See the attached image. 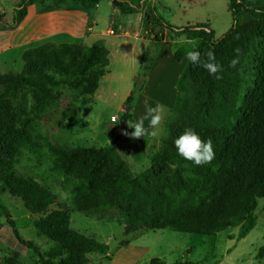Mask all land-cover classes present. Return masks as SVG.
<instances>
[{"label": "trees", "instance_id": "trees-1", "mask_svg": "<svg viewBox=\"0 0 264 264\" xmlns=\"http://www.w3.org/2000/svg\"><path fill=\"white\" fill-rule=\"evenodd\" d=\"M36 1L25 0L14 9V26ZM102 1L105 0H73L85 9ZM147 1L113 0V4L121 12L133 14L141 13ZM228 8L235 24L216 40L214 31L204 24L182 28L170 25L150 3L149 23L153 22L157 30L153 43L180 36L200 40L194 50L205 62L209 52L214 54L221 66L217 73L220 78L190 62L184 73L190 92L181 94L165 123L162 146L151 153L150 168L140 175L133 173L122 157L126 151L116 141L102 149L60 148L46 142L52 169L76 180L72 190L74 210L98 214L101 219L107 217L105 213H117L126 219L127 234L170 229L211 236L238 227L236 238L241 240L255 228L258 202L264 199V45L255 52L254 42L264 34V7L254 6L249 0H230ZM241 9L249 13V21H238ZM143 56L147 60L149 50ZM234 59L238 61L235 66L231 63ZM23 62L22 72L0 75V139L10 142L16 150L26 148L40 155L41 143L16 121L6 119L3 112H15L28 121L52 119L54 114L49 110L56 105L63 88L77 87L82 80L83 94L96 93L108 71L109 52L101 45L46 43L27 50ZM148 62L142 80L135 81L125 103L122 121L126 125V121H135L132 109L152 60ZM186 128L212 141L215 155L211 162L197 166L177 154L174 141ZM0 180L32 214L44 215L34 225L55 243L49 252L23 238L15 221L7 216L14 237L34 251L40 264H88L89 254H108V245L70 227L68 209L48 213L58 200L49 189L10 175H1ZM149 264L167 263L154 258Z\"/></svg>", "mask_w": 264, "mask_h": 264}, {"label": "rangeland", "instance_id": "rangeland-1", "mask_svg": "<svg viewBox=\"0 0 264 264\" xmlns=\"http://www.w3.org/2000/svg\"><path fill=\"white\" fill-rule=\"evenodd\" d=\"M71 1L65 0L64 4L56 3L55 0L40 2L28 12L30 4L24 19L18 25L14 26L13 23L0 24V48L11 45L21 40L22 37L30 38L32 34L42 33V27L48 28V23L36 27L35 23L32 28V21L40 22L38 17L44 13H58ZM229 1L151 0V4L155 5L157 12L170 25L182 28L188 25L204 24L214 31L215 39L218 40L228 33L235 24L232 13L228 8ZM249 1L254 6L264 7V0ZM48 5H51V7H48ZM108 5L109 0L101 2V11L104 10L102 12L105 21L108 18ZM1 12L0 9V15ZM141 13H143L142 18L147 25V35L151 37L157 30L154 28L153 22L149 23L150 6H147ZM58 17V19L52 20L51 26L66 28L68 24L66 18ZM250 18L249 13L244 9L240 10L239 22H247ZM102 28H106L104 22L97 27L98 30ZM118 34L119 31L117 30H114L113 34L110 33L112 36ZM200 42V40H193L195 45L173 43L169 44L170 46L164 45L162 49L164 52L167 50L174 53L178 63L185 64V62H188V66H190V62L186 59V52L194 50ZM151 43L146 49V51L149 50V56L146 60L144 56L142 59L139 58V53L146 46V42L128 38L123 40V44L113 49L110 56V65L107 68L108 73L105 78L101 79L100 88L96 94L89 96L83 94L81 87H83L84 82L82 80H79L77 87L63 88L56 105L49 110L50 113L54 114L52 119L28 121L15 112H3L6 119L9 121L14 120L19 126H23L33 138L41 143L42 147L41 154L35 155L26 148L16 150L10 142L0 139V178L1 175H10L18 180H33L42 187L49 189L58 197V200L48 213L61 208L68 209L71 216L70 227L74 231L108 245L109 252L107 255L89 254L88 264H149V261L154 258L161 259L167 264L181 261H189L193 264H264V199L258 202L255 228L251 230L246 238L241 240L236 238L238 227L228 228L211 236L182 233L170 229L156 231L143 229L127 234L125 230L126 219L117 213H105L107 217L101 219L98 214H87L74 210L72 190L76 180L52 169V157L46 142L60 148L87 147L102 149L116 141L120 149L127 150L126 141L130 137L123 134L117 136L116 133L120 132L119 129L127 126L122 121L125 105L123 109L121 107L123 95L130 83L129 79H126L129 76L128 69L133 66L137 72L135 81L142 80L143 72L149 64L148 59L150 62L151 60L154 61L160 46V43ZM133 44L135 45L132 52ZM98 45L103 46L102 44ZM263 45L264 34L254 42L255 52L257 49L261 51ZM7 55L17 59L19 49H13ZM125 59H128L126 64H124ZM17 66V64H14L16 70L22 72L23 67ZM87 72L92 71L90 69ZM144 80L146 82V78ZM2 88L3 85L0 84V89ZM252 88L250 91H252ZM190 89L191 86L189 83H185L183 74L179 83L180 93L177 103L181 94L190 92ZM140 93L141 91L136 95L134 107ZM141 106L144 110L145 105L142 104ZM165 106L166 116L158 136L151 139L153 141L149 144L151 153L156 152L162 146L165 136V123L174 110L169 114V107ZM115 117L117 118L115 119ZM140 139L148 147V137L146 139L141 137ZM122 157L124 158V155ZM129 162L135 175H140L149 169L151 163L147 161L146 164L144 161L138 160ZM8 215L15 221L20 235L26 240L35 242L42 251L49 252L55 247V243L40 234L34 225L35 221L43 218L44 215L32 214L26 208L22 199L13 196L0 180V264H40L34 251L21 245L14 237L7 220ZM231 237H234V239H231Z\"/></svg>", "mask_w": 264, "mask_h": 264}, {"label": "crops", "instance_id": "crops-1", "mask_svg": "<svg viewBox=\"0 0 264 264\" xmlns=\"http://www.w3.org/2000/svg\"><path fill=\"white\" fill-rule=\"evenodd\" d=\"M24 1L25 0H0V9L2 11L0 15L2 17L0 24H12L14 21V9L21 5ZM45 1L49 2L54 0H38L29 6L28 12L35 8L38 3H44ZM64 1L65 0H55L56 3L61 4H64ZM147 2V6H150L151 0ZM48 7H51V5H48ZM107 7L109 11L107 13L108 18L106 21L104 20L105 16H103L102 12L104 10L101 11V3L96 4L91 8L85 9L81 5H76L73 0L70 3H67V5H65L62 10L58 11V13L50 12L40 15L38 17V21L40 22H35V20H33L32 28L35 23V27L48 23V28L42 27V33L36 35L32 34L30 38L22 37L21 40L0 48V75L6 73L7 71L19 72L14 67V64H17V67H24V53L29 49L41 46L46 43L83 44L85 46L102 44L109 52L110 65V56L113 49L123 44V40H126V38L134 39L135 41L143 40L146 42V46L142 48L141 52L139 53V58L142 59L144 52L148 48V45L153 42L152 37L154 36L152 35L151 37H148L147 35V25L142 18L143 13L125 14L114 6L113 0H109V5ZM58 16L66 18L68 23L66 28H55L54 25L51 26L52 20L58 19ZM102 22L106 24V28L98 30L97 27ZM111 27H113L114 30L119 31L117 36L110 35L109 29H111ZM36 43L38 44L33 45ZM173 43L195 45L193 40L188 39L185 36H180L177 39L160 43L159 50L156 53L155 59L152 62L149 72L146 76L144 87L141 90L139 97H137L138 101H136V106H133L132 109V114L135 120L144 116L145 109L143 110L141 105H145V101L153 106L157 102L167 105L169 107V114L177 103L180 93L179 83L181 76L188 68V62H185V64L178 63L174 53H171V51L167 50L165 52L163 51L162 48L164 45L168 46L169 44ZM134 45L135 44L132 45V52L134 51ZM13 49H19V56L17 59H13L7 55ZM127 60L128 59H125L124 64H126ZM128 72L129 76L126 79H129L130 83L123 95L121 109H123L127 98L132 93L135 85V79L137 77V72L134 70L133 66L129 67ZM106 74L103 76V78H105ZM100 83L97 91L100 88ZM145 125L147 126V120L145 121ZM119 130L120 132L116 133L117 136H121L124 131L130 132L131 129H129L128 126H124V128ZM116 131L117 129L115 132ZM148 139V147H146L145 143L140 138L135 140L129 138L126 141L127 150L124 154V159L129 164V166L131 165L129 161L138 160L144 161L146 164L147 161L150 163L151 148L149 144L153 141H151L153 137L149 136ZM152 145L153 143L151 144V147Z\"/></svg>", "mask_w": 264, "mask_h": 264}, {"label": "clouds", "instance_id": "clouds-1", "mask_svg": "<svg viewBox=\"0 0 264 264\" xmlns=\"http://www.w3.org/2000/svg\"><path fill=\"white\" fill-rule=\"evenodd\" d=\"M186 59L193 63L199 64L210 74L217 75L221 71V66L215 61L214 54L209 52L207 54V61L201 60V54L197 50H189L186 52ZM232 65L235 66L238 63L237 60H233ZM166 116V106L157 102L155 105L148 104L145 101V114L143 117L138 118L135 121H126L131 132L124 131L123 135L135 140L141 137L145 139L149 136L155 138L158 136L163 120ZM147 120V126L145 121ZM177 154L187 161L192 162L194 165H203L209 163L214 158V150L212 141L203 140L201 136L192 128H186L174 141Z\"/></svg>", "mask_w": 264, "mask_h": 264}, {"label": "built area", "instance_id": "built-area-1", "mask_svg": "<svg viewBox=\"0 0 264 264\" xmlns=\"http://www.w3.org/2000/svg\"><path fill=\"white\" fill-rule=\"evenodd\" d=\"M109 32H110L111 34H113V33H114L113 28H111ZM116 118H117V117H115V119H116Z\"/></svg>", "mask_w": 264, "mask_h": 264}]
</instances>
